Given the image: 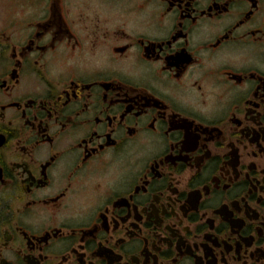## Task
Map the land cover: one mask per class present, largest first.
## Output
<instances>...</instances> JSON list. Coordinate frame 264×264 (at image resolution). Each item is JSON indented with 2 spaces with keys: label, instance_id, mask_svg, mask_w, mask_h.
Segmentation results:
<instances>
[{
  "label": "flooded vegetation",
  "instance_id": "af4514ba",
  "mask_svg": "<svg viewBox=\"0 0 264 264\" xmlns=\"http://www.w3.org/2000/svg\"><path fill=\"white\" fill-rule=\"evenodd\" d=\"M1 13L0 264H264V0Z\"/></svg>",
  "mask_w": 264,
  "mask_h": 264
},
{
  "label": "rangeland",
  "instance_id": "374dc122",
  "mask_svg": "<svg viewBox=\"0 0 264 264\" xmlns=\"http://www.w3.org/2000/svg\"><path fill=\"white\" fill-rule=\"evenodd\" d=\"M15 0H0V15L2 14L1 12L8 7V5H13Z\"/></svg>",
  "mask_w": 264,
  "mask_h": 264
}]
</instances>
